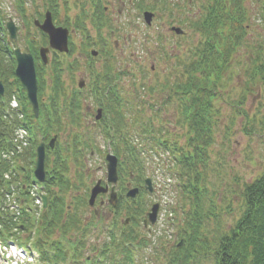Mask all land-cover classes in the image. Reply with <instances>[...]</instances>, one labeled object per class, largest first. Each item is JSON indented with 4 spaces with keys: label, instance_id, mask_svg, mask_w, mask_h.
I'll return each mask as SVG.
<instances>
[{
    "label": "rangeland",
    "instance_id": "obj_1",
    "mask_svg": "<svg viewBox=\"0 0 264 264\" xmlns=\"http://www.w3.org/2000/svg\"><path fill=\"white\" fill-rule=\"evenodd\" d=\"M97 1L98 3L96 0H58L56 18L61 22L66 21L67 18L73 21L77 15L83 17V14L90 18L82 22L78 30L69 28L73 52L57 57L48 52L47 68L37 75L41 80L40 91H43L41 99L44 101L51 95L55 82L61 87L59 102L67 101V104L71 100V95L78 90V82L85 83L84 94L80 97L86 114L84 121L80 123L82 127L70 122V119H64L62 128L66 130L61 133V141L65 143L69 141L70 134L74 137L92 132L89 143L90 148L93 147L94 150L93 156L88 157L89 152H87V165L81 171L71 166L66 176L72 184V190L66 196L67 204L70 206H75L79 198L81 201L87 199L86 193L89 189L99 179L105 180L104 163L97 153L106 147L104 139L98 133V128L93 132L92 114H95L98 108L95 103L98 97L95 89L99 87L98 83L107 69L113 76L120 75V79L115 84L119 93L129 92L138 95L137 98L142 103L138 108L142 110V118L146 121L151 117V113L153 114L152 109L161 105L164 99L162 87L174 82L171 77L180 71L177 58L182 62H188L189 51L199 40L190 30V24L194 23L201 14L199 0H165L170 2V11H159L160 9L156 7L155 11L159 16L149 28L140 16L137 4L141 1L148 7L155 6L154 0ZM45 2L48 1L22 0V8L19 9L14 0H0L1 39L9 42L5 25L11 22L17 34V41L11 45L13 49L28 52L31 45L29 37H34L37 45L45 47L44 39L32 24L34 19H40L39 13L43 16L46 12L48 6L44 7ZM263 3L264 0H251L247 3V8L250 10L247 36L238 51L234 53L231 66L220 82L219 99L214 104L215 110L218 111L214 119V141L202 184V188L205 189L203 211L209 214L208 218H204L201 230L205 236L207 249L198 250L196 259L188 264H214L213 253L219 236L228 234L242 216L244 186L253 183L264 172V11L261 9ZM97 5L102 9L106 8L103 15L98 14L101 18H98L96 13L100 10ZM181 21L186 25L181 26ZM172 27L181 28L184 31L183 37L172 34L170 31ZM103 45L106 47L103 48ZM92 50L98 53L94 58L89 54ZM55 62L63 68L62 75L60 74L62 82L55 75L57 71ZM171 69L175 70L170 72ZM167 74L169 77H166ZM148 87H154L158 91L150 94L147 91ZM239 102L243 104L239 106ZM149 106H152V109ZM241 109L244 113H241ZM160 112L161 117L158 122L169 124L165 127L168 130L167 134L169 137L177 138L181 143L186 129L181 127L182 125H175L173 106L168 105ZM86 126H89L90 131L84 130ZM137 133L138 129H133L128 135L138 146L137 150L141 157L147 160L149 147L139 141L141 136ZM147 163L144 167L145 176L153 179L154 192L152 195L143 196L142 201L146 204V209L153 203H159L160 211L158 221L153 227L149 226L144 230L133 228L135 232L140 233L142 237L140 240L147 244L142 250L136 249L139 253L135 262L136 264H179L174 262L178 259L175 247L180 241V230L186 228L189 223L188 212L191 201L189 198L180 197L176 187L175 171L172 174L167 171L170 169L166 170L168 166L166 155L155 149ZM122 186L124 187L125 184L123 183ZM132 207H137V204ZM171 209H174V214ZM98 211L103 213H100L102 218L98 217L100 221L96 223L93 218V208H81L79 214L81 225H77L71 232L62 229L61 233L56 230L53 233L54 239L63 240L60 237L63 234L70 243L75 240L79 242L82 225L93 221L95 227H91L86 234L82 257L96 261L104 244L110 242L108 233L112 231L116 237L118 232L117 226L112 228L110 225L112 215L108 208L104 205L99 207ZM125 217L126 215L122 216L121 220ZM107 252L111 258L120 255L112 248Z\"/></svg>",
    "mask_w": 264,
    "mask_h": 264
},
{
    "label": "trees",
    "instance_id": "obj_2",
    "mask_svg": "<svg viewBox=\"0 0 264 264\" xmlns=\"http://www.w3.org/2000/svg\"><path fill=\"white\" fill-rule=\"evenodd\" d=\"M250 1L199 0L200 17L190 24V29L199 39L198 43L190 49L189 61L185 66L184 63L178 62L181 71L175 84L162 87L164 91L170 93L171 99L169 100H176L177 122H182L186 128L183 144H178L177 141H164L163 143L165 148L171 151L174 159L177 181L182 188V194H189L191 201L190 211L188 210L189 223L180 235L183 244L180 248H177L178 244L175 247L178 253L175 263L188 264L196 259L195 255L198 250L207 249L205 236L201 230L204 218H208L209 214L203 211L205 190L202 184L210 159L209 151L214 140V119L218 114L214 104L219 99L221 79L229 70L234 53L238 51L247 36V22L250 13L247 3ZM156 4L166 3L161 0ZM261 9L264 11V3ZM85 20V18H78L76 21L79 22L75 26L79 27ZM30 46V51L37 56V44ZM5 47L6 43L0 37V55ZM13 69V59L9 56L6 61L0 58V80L3 79L7 90L6 95L3 98L0 97V152L14 126L17 125L16 119L7 122L2 119L9 99V87L6 83L9 81L10 84L11 80L14 81ZM169 100L167 99L165 103ZM238 104L240 106L243 102ZM23 113L24 119L27 120V112L24 110ZM241 113H244L242 109ZM30 123L29 121L26 126L29 127ZM144 130L149 134L152 127L149 124ZM22 157L24 163L28 165L33 160L34 153L28 150ZM4 168V165L0 166V186ZM67 170L69 169L67 166L64 168V163L58 162L53 164L50 171L55 176H60ZM138 172V177H142L141 166L138 167ZM25 180H29V173ZM48 192L50 204L45 214L51 215L52 210L63 214L64 198L58 200L53 191L49 189ZM242 194L244 207L242 216L228 234L219 236L216 250L213 253L214 264H264V172L253 183L245 185ZM210 214L215 216L213 213ZM43 219L44 224L51 222L46 216ZM125 240L131 241L134 238L127 236ZM74 258L79 259V256ZM44 259L52 262L46 255ZM64 259L62 257L56 261ZM122 264H132V257L126 256Z\"/></svg>",
    "mask_w": 264,
    "mask_h": 264
},
{
    "label": "water",
    "instance_id": "obj_3",
    "mask_svg": "<svg viewBox=\"0 0 264 264\" xmlns=\"http://www.w3.org/2000/svg\"><path fill=\"white\" fill-rule=\"evenodd\" d=\"M150 16L147 15V21H149ZM8 30L10 32L11 38H15L16 28L13 26L11 22L7 24ZM40 29L49 36V44L50 47L56 49L60 52H67V31L63 29H56L53 27L51 23L50 15H46V20ZM48 52L47 49H41V58L45 62V54ZM16 59H17V66L15 70V75L19 79L21 85L26 90L27 98L29 102L33 106L34 114L37 116L38 107H37V85H36V78H35V71H34V64L30 54H21L19 50L15 52ZM3 94L2 84L0 83V95ZM52 146V145H51ZM44 158H45V149L44 145L41 144L37 148V157L35 162V170H34V177L39 182H44L45 180V170H44ZM108 169V181L115 182L116 181V163L114 160H109V165L107 166ZM150 181H146V185L149 186ZM102 189L97 186L92 190L90 204L93 203L97 194L101 193ZM134 193H131L133 196ZM44 204H46V198H43ZM110 204L112 206L115 205V196L111 195ZM158 206L154 205L149 214V220L151 223L155 222L156 213H157Z\"/></svg>",
    "mask_w": 264,
    "mask_h": 264
},
{
    "label": "flooded vegetation",
    "instance_id": "obj_4",
    "mask_svg": "<svg viewBox=\"0 0 264 264\" xmlns=\"http://www.w3.org/2000/svg\"><path fill=\"white\" fill-rule=\"evenodd\" d=\"M72 96H73V94L71 95V98H72ZM64 114L66 115L65 118H66V119H69V117H70V116H69V113H64Z\"/></svg>",
    "mask_w": 264,
    "mask_h": 264
}]
</instances>
